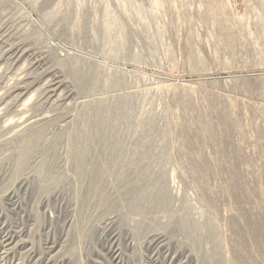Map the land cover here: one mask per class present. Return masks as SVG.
Returning <instances> with one entry per match:
<instances>
[{
  "label": "rangeland",
  "instance_id": "rangeland-1",
  "mask_svg": "<svg viewBox=\"0 0 264 264\" xmlns=\"http://www.w3.org/2000/svg\"><path fill=\"white\" fill-rule=\"evenodd\" d=\"M0 264H264V0H0Z\"/></svg>",
  "mask_w": 264,
  "mask_h": 264
},
{
  "label": "bare ground",
  "instance_id": "bare-ground-1",
  "mask_svg": "<svg viewBox=\"0 0 264 264\" xmlns=\"http://www.w3.org/2000/svg\"><path fill=\"white\" fill-rule=\"evenodd\" d=\"M232 6L234 7L235 10L238 12L241 11L242 9V0H230Z\"/></svg>",
  "mask_w": 264,
  "mask_h": 264
}]
</instances>
